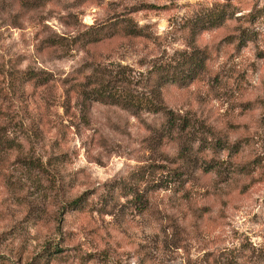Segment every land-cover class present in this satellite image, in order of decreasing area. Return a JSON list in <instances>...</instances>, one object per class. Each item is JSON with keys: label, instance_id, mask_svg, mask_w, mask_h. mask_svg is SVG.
Masks as SVG:
<instances>
[{"label": "rangeland", "instance_id": "obj_1", "mask_svg": "<svg viewBox=\"0 0 264 264\" xmlns=\"http://www.w3.org/2000/svg\"><path fill=\"white\" fill-rule=\"evenodd\" d=\"M190 57L185 131L82 96ZM0 264H264V0H0Z\"/></svg>", "mask_w": 264, "mask_h": 264}, {"label": "trees", "instance_id": "obj_2", "mask_svg": "<svg viewBox=\"0 0 264 264\" xmlns=\"http://www.w3.org/2000/svg\"><path fill=\"white\" fill-rule=\"evenodd\" d=\"M193 58L195 59L194 56ZM193 58L190 57L181 65H177V67L174 65H154V67L148 71V75L145 76L147 81H143L142 84L125 72L126 70H119L114 74L113 70L107 71L105 69H99L96 71L97 73H92L85 83V86L94 85L92 90H90L89 93L84 91V95L82 96H97L96 98L98 100L110 104L121 105L135 111L163 113L166 116L165 130L185 131L191 124L184 121V119L180 120L176 117L175 113L163 103L162 87L167 83L183 84L187 82L193 76V73L183 67L188 64L195 65V60ZM148 80L151 82L149 83ZM82 87H84V85H82ZM143 89H146L147 92L139 91ZM133 191L134 190L130 188L128 192L131 193ZM134 198L136 202H140V204L143 202V195H140L138 190L134 191ZM82 200L83 199L80 197L74 200L73 204L76 205Z\"/></svg>", "mask_w": 264, "mask_h": 264}]
</instances>
